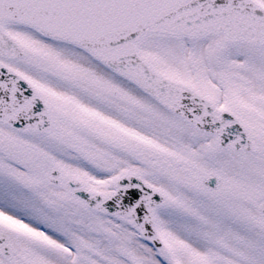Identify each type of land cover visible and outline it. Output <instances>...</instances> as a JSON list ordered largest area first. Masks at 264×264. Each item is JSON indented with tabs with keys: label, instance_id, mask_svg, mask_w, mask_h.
Masks as SVG:
<instances>
[{
	"label": "snow or ice",
	"instance_id": "6c2138e0",
	"mask_svg": "<svg viewBox=\"0 0 264 264\" xmlns=\"http://www.w3.org/2000/svg\"><path fill=\"white\" fill-rule=\"evenodd\" d=\"M0 264H264V0H0Z\"/></svg>",
	"mask_w": 264,
	"mask_h": 264
}]
</instances>
